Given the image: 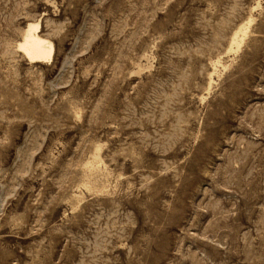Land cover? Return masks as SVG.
<instances>
[{
    "label": "rangeland",
    "instance_id": "obj_1",
    "mask_svg": "<svg viewBox=\"0 0 264 264\" xmlns=\"http://www.w3.org/2000/svg\"><path fill=\"white\" fill-rule=\"evenodd\" d=\"M0 264H264V0H0Z\"/></svg>",
    "mask_w": 264,
    "mask_h": 264
},
{
    "label": "bare ground",
    "instance_id": "obj_2",
    "mask_svg": "<svg viewBox=\"0 0 264 264\" xmlns=\"http://www.w3.org/2000/svg\"><path fill=\"white\" fill-rule=\"evenodd\" d=\"M40 29V22H28L24 30L22 29V39L17 44L18 52L31 64H46L54 60L55 43L53 44L49 38L43 36ZM247 31V28L243 30V35L241 34L243 38ZM235 43L239 47L242 40L238 41L236 38Z\"/></svg>",
    "mask_w": 264,
    "mask_h": 264
}]
</instances>
